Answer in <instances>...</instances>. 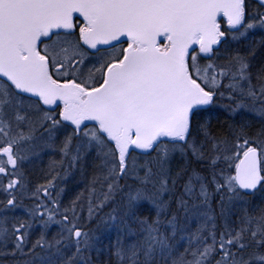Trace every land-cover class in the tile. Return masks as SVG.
Instances as JSON below:
<instances>
[{
	"label": "snow or ice",
	"instance_id": "1",
	"mask_svg": "<svg viewBox=\"0 0 264 264\" xmlns=\"http://www.w3.org/2000/svg\"><path fill=\"white\" fill-rule=\"evenodd\" d=\"M0 264H264V0H0Z\"/></svg>",
	"mask_w": 264,
	"mask_h": 264
}]
</instances>
